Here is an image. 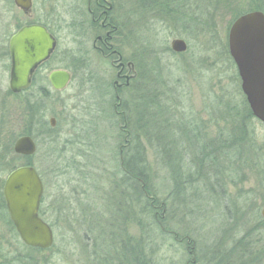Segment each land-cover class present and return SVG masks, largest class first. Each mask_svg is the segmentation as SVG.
I'll use <instances>...</instances> for the list:
<instances>
[{"label": "rangeland", "instance_id": "1", "mask_svg": "<svg viewBox=\"0 0 264 264\" xmlns=\"http://www.w3.org/2000/svg\"><path fill=\"white\" fill-rule=\"evenodd\" d=\"M114 1L118 5L109 17L113 28L110 29L114 31L111 48L120 59L99 52L101 47L96 39L105 31L89 22L88 0H50V4L43 5L34 2L36 12L44 13L51 8V31L57 40L51 70L67 71L71 79L61 91L49 89V98L43 101V115L47 123L51 118L55 123L53 127L49 125L47 133L34 129L36 152L31 157L16 155L13 144L17 138L27 136L16 135L29 126L32 115L25 108L35 104L29 97L36 91L31 89L20 97L11 94L8 73L0 62V144H7L12 154L0 163V186L13 169L34 167L44 190L39 215L53 233L49 249L27 247L8 223L9 217L8 220L2 217L0 209V261L3 264H103L104 257L110 264H153L150 262L153 257L154 264H213L212 258H218L223 251L232 254L235 250L234 255L239 256L238 246L244 238L245 245L263 247L264 173L258 176L257 171L248 167L243 170L246 178L236 185L226 180L220 186L210 180L206 186L194 183L184 191L185 202L168 199L165 203L171 184L168 169L155 150V140L161 132H153L155 127L151 123L148 131L153 134L147 138L142 133L130 135V131H134L137 109H146V123L152 119L150 104L145 101L144 107L137 98L148 97L155 88L150 70L157 59L170 94L181 103L179 111L205 122L207 138L214 139L217 116L209 109L217 102L231 101L240 90L236 66L224 51L229 28L240 15L258 11L259 6L264 10V0H189L196 10L205 12L195 13L198 22L207 20L215 24L211 29L205 26L204 31L178 23L176 13L168 12L169 15L162 8L160 13L152 10L156 6L160 8L156 3L161 0L153 3L142 0L143 6L136 0ZM12 5L11 0H0V41L7 23L13 24L18 19V11ZM175 39L186 43L185 53L172 52L170 44ZM117 60H122L128 82L118 81ZM138 76L146 77L145 83H139L135 97L129 100ZM165 98L164 94V101ZM20 106L23 117L19 115ZM123 106L128 107L127 112L132 111L130 123ZM3 115L7 117L2 122ZM257 123L254 140L264 145V124ZM136 137L145 148L146 162L154 173L151 186L159 195L153 219L158 226L155 231L162 236L157 239L153 229L155 245L147 250L148 262L128 263L116 256L114 248L116 253L123 250L126 255L127 249H122L120 244L129 241V248H133L143 235L135 220L131 194L132 187L137 185L122 181V142ZM15 157L25 160L16 161ZM261 160L263 165L264 158ZM182 162L185 175L196 171L188 160ZM144 196L145 201H151L147 194Z\"/></svg>", "mask_w": 264, "mask_h": 264}, {"label": "trees", "instance_id": "2", "mask_svg": "<svg viewBox=\"0 0 264 264\" xmlns=\"http://www.w3.org/2000/svg\"><path fill=\"white\" fill-rule=\"evenodd\" d=\"M136 1H139L143 6L145 4L143 1L146 2L147 0ZM149 1L153 3V0ZM156 4L159 5L160 8L156 6L152 10L160 13L163 11L161 10L162 8L166 13H176L175 16L179 18L178 23H187L190 26L199 27L202 31L205 30V26H208L206 27L208 29H211L213 26L215 28V24L208 23L207 20L204 22H198L195 18V13L198 11L199 15H201L202 13L205 14V12L202 10H196L197 8H194V3L189 2V0H179L178 4L175 0H161V2L159 1ZM173 7H176V9L174 10ZM256 9L264 12L261 6ZM149 12L154 11L150 10ZM170 13L168 14L170 15ZM197 22L199 24H197ZM224 51L228 54L227 46L224 47ZM160 69L161 66L159 65V61L155 59L150 73L153 74L151 82L156 89H152L148 97L141 96L140 98H137L141 100L139 102L143 103L144 107L146 103L145 101L150 104V107L153 110L151 114L152 119L150 122L146 123V109L142 108L143 111H139L137 108L140 106L136 107L137 121L134 125V131L131 130L130 135L135 132L137 134L142 133L144 136L143 138L149 137V135L153 134L148 131V123H151L152 128L155 127V129L152 130L153 132H161V134L166 136L164 137V135L161 136L160 134V138L156 137L155 140L157 144L155 148L156 153L161 156V162L164 163L165 169H168V181L171 184V188L168 191V194H166L167 198L164 202L167 203L168 199L172 202L177 201V199L180 203H182V201L185 202V199L182 198L184 196V191H186L187 187H190L189 185L194 183H203V185L205 184L206 186L210 180V182H215V185L219 186L222 181H227L230 185H236L238 182L243 181V178L245 177L243 170L248 167L257 171V174L264 173V164L262 165L261 163V158H264V145L263 143L260 145L254 140V125H257L258 123L252 117L242 92L238 89L237 94H234L231 101L228 100L223 103L222 101L217 102L214 107L209 109L210 112L215 113L217 118L215 117L214 123L216 136L214 139H208L207 133L205 132V122L201 121V119L198 121L194 116H190V114L187 116L186 113L183 114L179 111L181 103L178 104V101H174V98L172 97L173 95L170 94L171 91L167 88L166 80L161 76ZM145 78L141 76L137 77V82L135 81L134 84V94L129 100H132L133 97H135V92L139 83L144 84ZM30 91L31 90H26L16 96H24ZM164 94L165 97H167L165 98V101L163 100ZM8 96H10V93H8ZM48 98V92L36 91L34 94H31L29 100H35V104L32 105L30 103L28 106L26 105L25 108L26 111L30 113V116L32 115L29 120V126L24 132L22 131L16 136L22 134L34 139L33 133L35 128H40L42 132H50L49 123H47L43 115V101ZM20 107L19 115L23 117V108L22 106ZM146 108H148V105ZM123 109L125 110L126 115L128 113L127 116L129 122L131 118H133V116L131 117L132 111L127 112L128 107L125 106H123ZM138 116H140V118ZM6 117L7 116H4L2 122ZM122 145L124 146L122 148L124 152L122 158V181L126 184L135 182L137 185L136 187H132L133 190L131 194L135 204V220L137 225L142 228L143 235L135 242V247L133 248H129V241L125 242V245L120 244L122 249H127L126 255L128 256L125 255L123 250L120 251V254L116 253L117 249L115 248L114 253L116 256L118 255L119 258L125 259L128 263L131 260L136 262L144 260L148 262L145 257H148L149 254L147 250L155 245V238L151 236V233L153 232V229L155 231L158 228L153 219V213L156 205L155 201L158 200L159 193L157 190L153 191L151 186L154 173L150 170L146 162V150L141 146L139 138L136 137L133 140L128 138L122 142ZM9 148L10 147L7 146V144H0V163L4 162L8 156L12 155ZM15 159L16 161L25 160L24 158L19 157H15ZM182 160H188L189 165H192L196 171L193 174L185 175V172L182 170V167L184 166ZM220 160L225 161L219 162ZM258 161L261 162L259 163ZM239 172L242 174L240 175ZM261 174L258 176H261ZM2 185L3 183H1L0 187H2ZM144 194H147L150 197V202L145 201ZM2 198L0 192V200L3 205V207L0 208L1 214L3 218H7L8 220V215ZM229 213L231 212H228L227 217H230ZM260 221L261 220L259 219V225L261 224ZM8 223L11 225L10 222ZM144 230L147 233L144 234ZM12 232L17 236L14 230H12ZM154 233L156 234L155 237H157V239L162 236L159 232L155 231ZM247 234L252 233L249 232ZM244 239L241 240L238 246V249L241 251V257L240 255H234L235 250L232 251V254L231 251H223V254L218 258H212L214 261L213 264H264V246L260 247V245H252L249 243L245 245ZM122 246L125 247L123 248ZM258 255H260V257ZM101 258L102 257H100L99 260H101ZM103 258V264H110V261H108L109 259ZM150 262L154 264L153 257L152 259L150 258ZM3 263L5 262L0 261V264ZM111 264H114V262Z\"/></svg>", "mask_w": 264, "mask_h": 264}, {"label": "water", "instance_id": "3", "mask_svg": "<svg viewBox=\"0 0 264 264\" xmlns=\"http://www.w3.org/2000/svg\"><path fill=\"white\" fill-rule=\"evenodd\" d=\"M13 2L25 12L31 6V0ZM55 46L53 37L38 26L23 28L12 36L9 43L11 93L20 94L29 87L30 76L37 66L47 60ZM170 47L177 54L187 50L186 43L181 39L173 40ZM227 48L236 66L240 89L249 111L255 120L264 124V13L252 11L236 18L227 34ZM70 79V74L64 70H56L49 75L54 91L65 89ZM54 123L53 118L49 119L51 127ZM13 152L31 157L36 152V144L31 137L21 136L15 140ZM43 192L36 169L28 165L12 170L2 187L5 209L20 241L27 247L46 250L53 244V233L39 217ZM261 217L264 220V207Z\"/></svg>", "mask_w": 264, "mask_h": 264}, {"label": "flooded vegetation", "instance_id": "4", "mask_svg": "<svg viewBox=\"0 0 264 264\" xmlns=\"http://www.w3.org/2000/svg\"><path fill=\"white\" fill-rule=\"evenodd\" d=\"M12 1L13 7L18 11V19L15 23L11 24L7 23V29H5V36L2 38L0 41V59L3 63L2 69L4 72L8 73V77L10 79V70H11V58H10V53H9V43L13 35H15L17 32L22 30L23 28L26 27H32V26H38L42 27L46 33L51 37L56 42L55 50L57 47V40L54 34L51 31V8L45 10L44 13H41L40 11L35 10L34 8V2H38L43 5V3H49L50 0H31V6L30 8L25 12L19 8H17ZM178 4L179 0H175ZM50 4V3H49ZM116 2L114 0H88L87 3V14L89 15L90 18V23L92 22V25L94 27H97L101 29L102 31H105L102 36H97L96 42L98 46L101 47H94L96 50L99 51L101 54L105 51L109 55H113L116 57V59H120L118 54H116V51L111 48V39L112 34H113V28L111 26L112 21L110 20V13L114 12L117 8ZM174 10L176 7H173ZM91 26V24H90ZM112 28V29H110ZM55 50L50 54V56L47 58L46 61L41 63L37 68L34 70L33 74L30 76V85L26 90H35V91H40V92H49V89L52 88L49 82V75L53 70H51V57L54 54ZM118 62V72H117V79L118 81H124L128 82L129 77L124 74V65L122 64V60ZM6 63V64H5ZM133 73V72H132ZM134 74L131 76L133 77ZM8 89H9V81H8ZM10 91V89H9ZM25 91H22L23 93ZM20 93V94H21ZM13 94V93H11ZM20 94H13V95H20ZM129 135V133H127ZM124 146H122L123 148Z\"/></svg>", "mask_w": 264, "mask_h": 264}]
</instances>
